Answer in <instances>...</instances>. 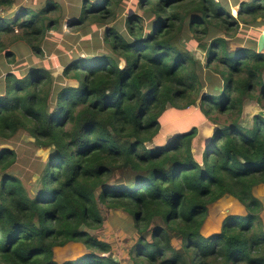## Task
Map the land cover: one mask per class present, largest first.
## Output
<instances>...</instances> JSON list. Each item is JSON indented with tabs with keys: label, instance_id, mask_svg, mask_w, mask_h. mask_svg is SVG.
Returning a JSON list of instances; mask_svg holds the SVG:
<instances>
[{
	"label": "trees",
	"instance_id": "16d2710c",
	"mask_svg": "<svg viewBox=\"0 0 264 264\" xmlns=\"http://www.w3.org/2000/svg\"><path fill=\"white\" fill-rule=\"evenodd\" d=\"M20 2L0 0V60L10 63L21 47L43 56L49 31L64 24L53 0L42 8ZM125 2L81 0L65 23L90 33L116 21ZM138 10L118 21L124 31L102 33L106 52L60 59L59 76L34 63L2 77L0 264H121L95 234L106 220L101 206L133 219V264H264V196L256 193L264 187V118L251 129L239 124L246 101L264 110V53L256 42L229 52L223 37L199 44L242 25L264 28V0H138ZM188 42L207 51L205 65ZM203 89L200 111L223 128L210 139L196 126L166 139L169 109L194 107ZM24 134L56 146L33 167L34 193L11 172L17 150L1 147ZM226 197L246 214L226 216L204 236L209 207Z\"/></svg>",
	"mask_w": 264,
	"mask_h": 264
},
{
	"label": "rangeland",
	"instance_id": "374dc122",
	"mask_svg": "<svg viewBox=\"0 0 264 264\" xmlns=\"http://www.w3.org/2000/svg\"><path fill=\"white\" fill-rule=\"evenodd\" d=\"M46 1L50 0H21L18 7L42 8L45 6ZM53 2H56L59 6L56 16L59 17L61 22L64 24L60 31H49L44 55L38 57L34 56L27 48L21 47L18 55L16 56V63H10V61L2 58L0 60V81L6 72H13L17 76H21V74L26 72L27 68L34 63L44 65L48 69H52L55 76L61 75L63 67L60 65V59L65 60L69 57L85 53L86 51L106 52L104 43L102 42V33L106 29H111L115 26H117L118 29H123L124 31V24L117 25L118 21H122L123 23L129 13L139 11L138 0H126L123 5V7H126L121 15H117L116 21L111 22L109 26L106 25L105 27H96L94 30L90 31V33H87L89 32L88 30H68L67 23H65L67 20L78 16L79 12L77 10L81 5V0H53ZM224 3L226 4V1ZM227 3L229 4L228 6L230 7L232 14L237 16L239 6H233L232 2L229 1ZM18 7L14 5L8 13H13ZM0 14L4 16L6 15V12L0 10ZM263 33L264 28L245 27L242 25L239 30L233 31L227 36L225 34L223 35L228 38V41L232 46L230 49L236 50L242 45H246L250 42H252L250 44L257 42L258 38ZM205 43H209V40L205 41ZM187 44L190 49H197L196 51L204 54V52L202 50L200 51L198 45L195 43L188 42ZM226 58L232 59L234 58V55H228ZM208 72L209 70H206L205 73ZM205 80L206 85L210 84L208 76H205ZM219 89L220 88H218V90ZM211 98L214 99L215 97L211 96ZM194 108L195 107L178 110L172 109L171 107L169 109L170 115L165 126V130L167 132L166 139L181 131H190L192 126L198 127L199 130L203 132L204 130H207V127L211 128V126L214 125L200 111L201 108L198 109V111ZM248 112L253 111L248 109ZM198 113L200 116H197ZM26 136L28 135L24 134L21 141H18L16 146L3 144L1 147L17 150L19 161L11 172L15 175H19L24 180L29 190L34 193V184H36V179H38L39 176L34 174L33 167H38L41 160L43 162L47 161L46 153L48 148L46 149L37 146L33 141L26 139ZM256 193L257 195L261 194L264 196V187L259 188ZM237 206L233 205V203L228 200V197L224 198L222 201L212 204L209 207V215L202 229L203 235L209 237L210 235L217 233L221 228L223 219L228 215L235 214L244 216L246 214L245 208L241 205ZM101 208L106 220L103 228L99 231H95V234L99 237V239L110 242L113 248L112 252L121 264H133L129 254L132 243L128 242L129 238L135 236L136 233L133 225V219L123 211L113 210L108 212L103 206H101ZM262 216L264 220V213Z\"/></svg>",
	"mask_w": 264,
	"mask_h": 264
},
{
	"label": "water",
	"instance_id": "95a60500",
	"mask_svg": "<svg viewBox=\"0 0 264 264\" xmlns=\"http://www.w3.org/2000/svg\"><path fill=\"white\" fill-rule=\"evenodd\" d=\"M197 50V49H196ZM195 49L192 50V53L195 56V59L199 61L202 65H205L207 62L205 54H202L201 52L196 51ZM199 50V49H198ZM201 51V50H200ZM258 51L259 53H262L264 51V33L260 36L259 41H258ZM121 67H124V62L121 63ZM75 84L74 82L71 83V85ZM77 86V84H76ZM207 94V90L203 89V91L200 93L196 104H195V109L198 110L201 101L203 97ZM248 109H251L253 112H248ZM262 117L264 118V110L260 107V105L254 101L248 100L244 103L243 108H242V114L241 118L239 121V124L244 127L245 129H251L254 125V119L255 117ZM223 128L222 126L219 125H213L210 127H207V130H204L203 132L200 131V133H203V136L206 138H212L214 134L216 133L217 130ZM26 139L33 141L36 144V140L32 138L31 136H26ZM56 150V146H51L48 148V151L46 153L47 158L52 155ZM36 184H34V192H36L39 188L40 181L39 179H36ZM263 188V186H262Z\"/></svg>",
	"mask_w": 264,
	"mask_h": 264
},
{
	"label": "flooded vegetation",
	"instance_id": "af4514ba",
	"mask_svg": "<svg viewBox=\"0 0 264 264\" xmlns=\"http://www.w3.org/2000/svg\"><path fill=\"white\" fill-rule=\"evenodd\" d=\"M248 27V26H247ZM256 28V27H255ZM225 38V40L228 42L227 43V47L230 49L232 46L230 45V43H229V41H228V38L227 37H225L222 33H217V34H215L214 35V38H210V37H206V38H204V39H202L201 40V42L199 43L200 45H204L205 44V41H207V40H209V43H208V47L210 46V43L212 42V40L213 39H216V38ZM260 38V37H259ZM259 38H258V41H259ZM258 41L256 42L257 43V47H258ZM251 43V42H250ZM250 43H248V44H250ZM248 44H246V45H242L240 48H238V49H234V50H232V49H230L229 50V52H237V51H239V50H243V49H250V46L248 45ZM200 50H202L203 52H204V54H205V56L207 57V51H205V50H203L202 48H200V47H198ZM193 50V49H192ZM258 53H259V51H258ZM262 53H264V51L262 52ZM208 58V57H207ZM209 58H210V56H209Z\"/></svg>",
	"mask_w": 264,
	"mask_h": 264
},
{
	"label": "crops",
	"instance_id": "0c3cea01",
	"mask_svg": "<svg viewBox=\"0 0 264 264\" xmlns=\"http://www.w3.org/2000/svg\"><path fill=\"white\" fill-rule=\"evenodd\" d=\"M196 110V109H195ZM198 111V110H197ZM211 126V125H210ZM228 200H230L229 198H228ZM232 203H233V205H235V206H237V205H240L238 202H235V201H232V200H230ZM242 206V205H241ZM238 207V206H237ZM239 208V207H238ZM241 209V208H240Z\"/></svg>",
	"mask_w": 264,
	"mask_h": 264
}]
</instances>
